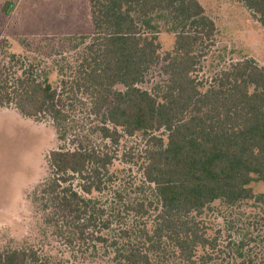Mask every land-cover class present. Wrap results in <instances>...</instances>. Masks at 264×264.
<instances>
[{
  "label": "trees",
  "instance_id": "trees-1",
  "mask_svg": "<svg viewBox=\"0 0 264 264\" xmlns=\"http://www.w3.org/2000/svg\"><path fill=\"white\" fill-rule=\"evenodd\" d=\"M243 3L264 27V0ZM93 33L75 46V69L59 85L35 63L12 62L0 70V108L14 107L28 119L56 121L82 96L100 117L102 137L118 144L124 136L149 137L143 176L153 189L151 228L124 231L120 241L95 232L98 218L90 196L103 189L112 157L94 148L53 150L50 177L32 192L48 227L112 249L117 264H218L213 240L197 215L216 201L252 200V184L264 183V68L250 60L232 64L208 86L196 76L216 25L197 0H88ZM9 13V11L7 12ZM175 35L173 50L161 53L158 34ZM59 53L58 55H62ZM161 65L163 89L139 85ZM123 86L124 91H117ZM165 131L167 141L156 136ZM80 181L77 191L73 182ZM83 193V194H82ZM154 206V207H153ZM131 210L145 216L144 204ZM110 240V241H109ZM110 242V245H109ZM210 249L204 256L199 250ZM168 263V262H167ZM0 264H48L37 250L0 251Z\"/></svg>",
  "mask_w": 264,
  "mask_h": 264
},
{
  "label": "rangeland",
  "instance_id": "rangeland-1",
  "mask_svg": "<svg viewBox=\"0 0 264 264\" xmlns=\"http://www.w3.org/2000/svg\"><path fill=\"white\" fill-rule=\"evenodd\" d=\"M197 1L217 29L196 74L198 80L208 86L220 71L244 60L264 68V27L258 17L236 0ZM92 33L88 0H0V70L7 66L17 71L15 56L19 63L41 66L40 73L59 85L67 78L61 71L69 74L68 69H75L77 53L84 47L74 49L80 38ZM158 36L161 53L172 51L175 35L164 29ZM167 79L161 65L155 66L139 88L158 92ZM103 126L82 96L67 105L56 121L48 116L28 119L14 107L0 108V251L32 248L48 264H117L112 249L104 244L74 239L64 227H48L32 201L34 189L50 177L49 153L59 149L83 146L112 157L102 191L84 195L98 218L95 232L120 241L124 231L138 233L143 224L152 227L155 213L150 203L155 204V199L143 176L149 137L124 136L113 144L102 137ZM156 136L167 141L165 131ZM79 184L76 180L73 187L81 192ZM252 187V200L236 205L216 201L197 215L206 237L217 245L218 264H264V183ZM139 204H144L147 215L131 210ZM210 251L200 249L199 256Z\"/></svg>",
  "mask_w": 264,
  "mask_h": 264
}]
</instances>
